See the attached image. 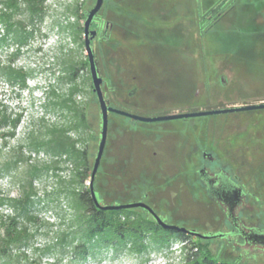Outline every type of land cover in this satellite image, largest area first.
Wrapping results in <instances>:
<instances>
[{
	"label": "rangeland",
	"instance_id": "1",
	"mask_svg": "<svg viewBox=\"0 0 264 264\" xmlns=\"http://www.w3.org/2000/svg\"><path fill=\"white\" fill-rule=\"evenodd\" d=\"M1 1L3 0H0V14H14L13 9L5 8ZM73 1L46 0L47 12L44 20L34 24L33 37L20 49L14 62L15 67H22L30 72L26 88L10 87L0 78V107L5 105L9 114L13 117L19 115L21 119L14 136L6 138L8 147L14 146L24 137L30 121H36L43 115L44 121L48 123L58 119L57 115L45 114L40 106L43 88L53 82V77L59 75L54 58L57 47L62 46L63 53L74 52L78 59L87 58L84 47L79 49L76 44L71 43L66 33H58L57 27L53 25L54 22L65 25L73 20L67 19L63 14L65 7ZM83 1V13L95 4V0ZM160 1H167L166 4L169 5L168 15L173 20L170 26H153L152 23L140 20V16L138 19L133 18L136 13L147 15L153 12ZM196 3L197 0H104L98 15L112 21L113 29L106 40L95 41L94 55L103 79L102 91L111 106L141 116H155L164 110H181L187 90L195 83L199 84L195 88L198 90L196 104L199 109L241 107L244 104L259 103L261 99L264 101V63L259 58L257 49L248 52L247 60L240 63L231 55L225 54L226 51L236 48L229 32L218 31L198 40H191L188 34L186 37V31L181 29L180 23L185 19V13L187 15L189 11L195 12ZM83 20L84 16L81 24ZM5 30L0 22V37L6 33ZM27 30H31V27ZM7 44L0 46V61H4L16 49L10 39ZM245 50L237 49L233 52L242 53ZM79 74L82 76L84 71ZM204 78L215 85L211 86L212 95L209 97L210 89L200 81ZM221 79H224L223 83ZM151 84L159 86L152 89L153 87L148 86ZM80 87L81 93L77 100L85 106L90 129L86 149L88 164L92 170L99 139V108L92 86L81 84ZM134 88L135 94L129 96L128 93ZM207 120L217 124L221 130L231 127L237 136V147L245 145L246 141L242 139L246 135L252 137L255 133L263 134L264 131V110L215 115ZM110 122L108 140L94 181L102 199L98 198L100 202H135L145 194L143 203L151 207L157 215L164 217L168 224L203 233L214 232L222 227L220 209L201 192L197 182L146 181L137 178L136 173L147 162L145 153L152 138L142 135V125L122 117L112 116ZM182 125L180 121H170L163 126L178 128ZM116 126L122 132L117 137L112 130ZM180 143L179 138L173 135L158 143L157 146L163 151V159L173 164L179 162ZM255 145L264 147V139ZM119 150L124 151L125 155L117 154ZM235 156L246 159L248 166L244 170H248L253 180L243 183L264 207V161L260 160L263 155L244 147L238 148ZM37 160L46 162L47 159L40 154ZM59 168L56 175L67 181L71 165L62 163ZM84 184L87 185L88 182L85 181ZM37 188L41 192L49 193L55 189V185L53 180L46 179L39 182ZM6 194L16 196L17 186L8 176L0 175V196ZM46 200L45 203V199H42L37 211L48 225L38 230L34 238L35 247H42L53 240V233L64 223L68 211L61 197L51 196ZM259 203L255 199H249L248 204L254 208V213H259ZM0 213L5 214L7 211L1 208ZM202 245H206L216 258L234 264H264L262 253L250 250L246 257L240 258L231 246L217 241L203 240ZM180 246L178 242L173 243L168 250L149 251L138 258L105 253L97 259L90 258L85 264H178ZM25 253L33 257L35 262L32 264H59L50 256L30 255V251ZM61 264H65V261Z\"/></svg>",
	"mask_w": 264,
	"mask_h": 264
},
{
	"label": "trees",
	"instance_id": "2",
	"mask_svg": "<svg viewBox=\"0 0 264 264\" xmlns=\"http://www.w3.org/2000/svg\"><path fill=\"white\" fill-rule=\"evenodd\" d=\"M205 8L212 4L222 7L225 0H202ZM46 0H3L5 8H12L14 14H0V22L6 33L0 37V46L8 45V39L16 49L0 61V78L10 87L26 88L30 72L15 67L14 62L27 40L35 33L34 24L41 23L46 16ZM84 1L74 0L64 9V16L73 18L63 25L53 23L58 33H66L71 43L79 49L84 47L81 19ZM20 16L16 18V16ZM214 30L229 32L237 49L242 53L226 51L234 60H247L248 52L256 50L264 63V0H231L219 14ZM31 27V30H27ZM54 56L58 76L53 77L43 88L40 103L45 114L57 115L58 119L48 123L44 116L30 121L24 137L14 146L8 147L6 138H12L20 124V116L7 112L5 105L0 107V175L8 176L17 186V195L0 196V264H32L30 255L50 256L61 264H85L90 258L97 259L105 253L115 256L126 255L136 258L146 252L168 250L171 244L180 243L178 264H234L216 258L202 245L199 238L178 231L161 228L142 209L120 211H100L96 209L90 196L88 152L89 127L85 106L77 100L81 84L91 87L87 70V59H78L74 52L63 53L58 46ZM84 74L81 76L79 73ZM54 76V74H53ZM118 116V115H114ZM120 117V116H118ZM42 154L46 162H39ZM71 165L70 177L64 181L56 175L60 164ZM51 179L55 189L41 192L37 184ZM94 191L101 199L98 190ZM40 192L42 193L40 195ZM61 197L67 208L64 223L53 233V240L42 247H35L34 238L39 229L45 228L37 211V206L47 197ZM43 199V201H42ZM146 195L135 201L144 202ZM102 200V199H101Z\"/></svg>",
	"mask_w": 264,
	"mask_h": 264
},
{
	"label": "flooded vegetation",
	"instance_id": "3",
	"mask_svg": "<svg viewBox=\"0 0 264 264\" xmlns=\"http://www.w3.org/2000/svg\"><path fill=\"white\" fill-rule=\"evenodd\" d=\"M230 2L231 0H225V3L222 7L216 3L212 4L210 8H205L202 0H197L195 12L189 11L187 12V15L185 13V19L183 18L180 23L181 29H185L186 31V37L188 34L191 37V40H198L199 38H203L208 31L214 30V23L217 17H219L221 11L228 4H230ZM166 3L167 1H160L155 10L151 13H148L147 15L146 13L141 15L135 12L136 16H133V18L138 19L140 16V20H145L148 23H152L153 26L156 24L160 27H168L171 25L173 20L171 19V16L168 15L169 5ZM102 7L100 8L99 12L101 11ZM88 11L84 13L85 17ZM99 12L94 17L90 27V30L96 31L95 38L91 41V47L93 48V51L95 41L97 39L106 40L113 29L112 21L104 17H100L98 15ZM191 25L192 28L190 27ZM82 39L84 42L83 37ZM200 81H202L201 84L203 86L205 85V87H208L207 89H210L211 91L207 97L211 96V86L214 84L209 83L207 78L201 79ZM221 82L223 83L224 79H221ZM198 85V83H195L187 90V96L182 100L184 107L180 108L181 110H164L155 116L142 117H157L171 114L215 110L199 109L196 104L198 90L195 89ZM148 86L153 87L152 89H157L159 85L151 84ZM135 92L136 89L134 88L128 93V95L132 96L135 94ZM105 99L108 101V106L116 108L110 105V101L106 96ZM261 103H264L263 99L259 100V103L256 104ZM245 105L255 104H244V106ZM222 108L227 107L216 109ZM114 115L115 114L111 113L108 116L106 143L109 136V127L111 123L110 119ZM210 117L211 116L172 120L183 123V125L178 128L163 126L170 121L141 123L122 117L134 124L142 125V135L144 137H151L153 139H151L150 144H148V148L145 153L147 158L145 161L147 162L136 173L137 178L146 181L197 182L201 188V192L205 194V196L220 209L222 215V227L214 232L208 231L204 233L195 229L188 230H193L203 235L210 236L208 239L201 240L217 241L221 244L231 246L233 251L239 254L240 258L242 256L246 257V254L250 250L264 254V245L254 241V237L264 236V207L259 203L260 200L255 197L254 194L250 192V190L243 183L244 181L253 180V177L248 174V170H244L248 166V164L245 162L246 159L244 157L237 158L235 156V151L238 148H251L257 153L260 152L263 155V158L261 156L260 160L264 161V147L255 145V143L258 144L260 140L262 141V139H264V131H262L263 134L255 133L252 137L250 135H246L244 139L239 137L240 139L244 140V142H246L245 145H240L237 147V136L235 131H233L231 127L226 128L227 130H221L217 124L207 120ZM252 123L254 124V121ZM112 130L115 132L114 136L116 137L122 133L120 132V128L118 126L114 127ZM169 135L176 136L181 141L179 147L181 151V157L178 160L179 162H175L174 164L163 159L162 148L157 146L158 143H160ZM119 151L120 152L116 153L125 155L124 151ZM237 190L241 191L239 202L234 211L230 214L228 205L224 203V196L230 197L235 194ZM249 199H255L256 203L260 204L259 213L253 212L254 208L248 204ZM160 217L164 218L162 216Z\"/></svg>",
	"mask_w": 264,
	"mask_h": 264
},
{
	"label": "water",
	"instance_id": "4",
	"mask_svg": "<svg viewBox=\"0 0 264 264\" xmlns=\"http://www.w3.org/2000/svg\"><path fill=\"white\" fill-rule=\"evenodd\" d=\"M103 0H95L94 6L87 12V15L83 21V38H84V49L87 57L88 71L91 79L92 92L95 94L97 99L99 115H100V130H99V139H98V147L96 151V155L94 158V164L90 173L89 178V192L91 199L93 201L96 209L100 211H120L125 209H142L146 213H148L153 220L163 229L178 231L180 233H184L186 235H190L199 239H208L210 236L203 235L199 232L188 230L183 227H178L173 224H168L164 218H161L157 215L154 210L149 207L147 204L141 201L129 202V203H115V204H104L102 201L98 200V197L94 191L93 185L95 181V177L97 174V170L105 149L106 139H107V131H108V116L109 114H115L118 116H122L130 119L131 121L141 122V123H154V122H164V121H172V120H180L187 118H198V117H206V116H215L222 114H233L238 112H247V111H256V110H264V103L255 104V105H245L241 107H232V108H222L215 109L210 111H199V112H191V113H181V114H171L165 116H157V117H142L139 115L131 114L125 112L120 109L112 108L108 106V101L105 99V96L102 91L103 79L99 74V70L96 64L95 55L93 48L91 47V41L95 38L96 31L90 30L93 19L96 14L99 12L102 7ZM240 190H237L235 194L232 196H224V203L229 207V213L231 214L235 207L237 206L240 198ZM254 241H257L264 245V236L254 237Z\"/></svg>",
	"mask_w": 264,
	"mask_h": 264
}]
</instances>
